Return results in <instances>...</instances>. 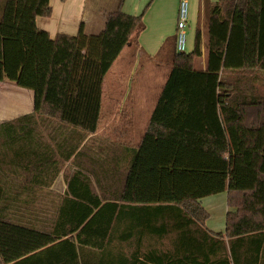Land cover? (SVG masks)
I'll return each mask as SVG.
<instances>
[{
    "label": "trees",
    "instance_id": "1",
    "mask_svg": "<svg viewBox=\"0 0 264 264\" xmlns=\"http://www.w3.org/2000/svg\"><path fill=\"white\" fill-rule=\"evenodd\" d=\"M0 6V82L34 94L32 113L0 124V264H264V0H203L194 50L164 42L151 59L170 53V75L128 165L96 134L144 15L118 8L100 34L52 38L36 24L50 0ZM224 192L215 233L200 201Z\"/></svg>",
    "mask_w": 264,
    "mask_h": 264
},
{
    "label": "crops",
    "instance_id": "2",
    "mask_svg": "<svg viewBox=\"0 0 264 264\" xmlns=\"http://www.w3.org/2000/svg\"><path fill=\"white\" fill-rule=\"evenodd\" d=\"M1 2L2 0H0ZM120 2L121 0H50L52 15L50 17H37L36 24L39 29L49 33L52 38L57 35L76 36L82 23L87 35H97L105 29L108 14L118 8H121L122 12L128 15H145L146 29L139 37V48L127 47L129 50H124L107 75L106 87L111 91L109 99L111 104L108 101L109 104L105 103L101 109L102 112L108 114L106 122L118 130L117 136L111 144L112 157L122 160L128 165L133 158V151L137 150L149 125L155 106L170 75L171 68L167 65L171 58L170 53L160 63L152 61L151 58L159 53L168 38L172 35L176 36L180 0H123L122 5ZM211 2H217V0H211ZM202 4L203 0H199V18ZM170 20L173 24L172 27H170ZM205 32V28L202 27L203 38ZM206 48V42L203 39V57L199 62L202 66L205 65ZM8 87L10 88L8 89ZM19 89L21 88L11 83L0 82V90L7 95L8 92L14 93L15 99L18 101L16 105L10 107L7 104L0 105V124L34 111L33 92ZM20 91H26L25 104L16 98ZM54 186L62 188L59 181L54 183L53 188ZM65 189L66 185L64 191ZM224 193L227 195V192ZM214 196L218 197L219 194ZM211 197L200 201L209 213L206 225L212 232L223 233L217 232V230L222 229V227L218 229L215 226V224L220 223L217 219L216 222L211 223L212 226H209L210 210H215L218 201L220 203L222 199L218 198V200L212 201ZM220 209L223 210L222 204ZM230 211L226 199L225 223Z\"/></svg>",
    "mask_w": 264,
    "mask_h": 264
},
{
    "label": "rangeland",
    "instance_id": "3",
    "mask_svg": "<svg viewBox=\"0 0 264 264\" xmlns=\"http://www.w3.org/2000/svg\"><path fill=\"white\" fill-rule=\"evenodd\" d=\"M188 2L190 4V11H189V23H188V27L186 29V34H187V53H190L194 50V47H195V36H196V31H197L198 24H199L200 20H199V0H188ZM212 3H215V2H212ZM201 16H202L201 23L203 24L204 23L203 13H201ZM144 17H145V15H144ZM166 19H167V16H166ZM172 25H173L172 21L170 20V27H172ZM176 28H177V22H176ZM173 36L174 35H172L171 37H173ZM128 50H129V48L125 49V51H128ZM9 88L10 87H8V89ZM13 89H14V87H13ZM19 90H21V89H19ZM109 90L110 89L107 87V99H106L105 103H107L111 97V95H110L111 91H109ZM25 93H26V91H20L19 94L16 96V98H18L19 100H22L21 102H23V104H25V102H26V94ZM108 93H109V95H108ZM13 94L11 92H8V95H7L0 90V105L7 104L9 107L12 105H16L18 103V101H17V99H15V94L14 95ZM109 103L111 104V100L109 101ZM109 103H107V104H109ZM117 133H118V130L114 129L112 124L106 122V123H104L103 127H101L98 134H96V136L99 135L98 136L99 141L97 143L102 142L103 144L105 143L106 146H112V145H108V144H112L113 140H115V136H117L116 135ZM100 139L103 141H100ZM103 148H105V146ZM68 173L69 172H67V169L65 167L64 171L55 180V182L59 181L61 183L62 188L56 187L57 185L54 186V188H53V185L55 183L54 182L50 188V190L53 193H56L59 195H64V193L66 191V189L64 191V186L66 185L65 175H67ZM95 189H96V191H99L97 188H95ZM219 196H222V197H219ZM219 196L218 197H215V196L211 197L212 201L218 200V198H222V199H221L220 203L218 201V203L216 205L217 208H214L215 210H212V211L210 210L211 219L209 222V226H212L213 224L211 225V223L216 222V219H217L218 222H220V223L215 224V226H217L218 229H221V227H222V229L217 230V232L221 231L224 233L226 230L224 210H225V206H226L227 195H226V193H222V194H219ZM54 199H55L54 195H51L44 202L42 201L43 204H45V205H43L40 202L41 200H38L36 205H38V207H41V209H42V208H45L44 206H46V204L48 202H52V200H54ZM205 202L207 203L208 201H205ZM221 204H222L223 210L220 209ZM51 206H52V204H49V206L44 210H49L50 212H52ZM221 216H222V218H221ZM170 237L171 238L167 239L164 242L166 247H168L169 249L171 248V241L173 240V236H170Z\"/></svg>",
    "mask_w": 264,
    "mask_h": 264
},
{
    "label": "built area",
    "instance_id": "4",
    "mask_svg": "<svg viewBox=\"0 0 264 264\" xmlns=\"http://www.w3.org/2000/svg\"><path fill=\"white\" fill-rule=\"evenodd\" d=\"M190 4L188 0H180L178 20H177V51L179 54L187 53V34L186 29L189 23Z\"/></svg>",
    "mask_w": 264,
    "mask_h": 264
}]
</instances>
